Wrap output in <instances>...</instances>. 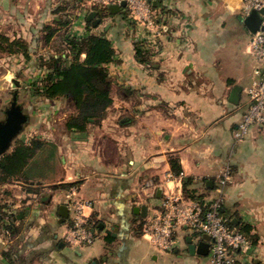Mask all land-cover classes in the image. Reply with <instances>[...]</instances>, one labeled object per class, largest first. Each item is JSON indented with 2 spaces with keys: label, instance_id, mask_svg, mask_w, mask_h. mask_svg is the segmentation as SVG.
Masks as SVG:
<instances>
[{
  "label": "crops",
  "instance_id": "obj_1",
  "mask_svg": "<svg viewBox=\"0 0 264 264\" xmlns=\"http://www.w3.org/2000/svg\"><path fill=\"white\" fill-rule=\"evenodd\" d=\"M28 1L39 8L32 19L20 14L26 17V30L19 36L30 34V40L59 16L54 13L58 5L73 2ZM122 9L101 18L84 0L76 10L72 32L104 33L115 48V60L108 65L113 104L103 118L75 130L66 126L77 111L72 100L41 98L57 106L34 110L38 120L30 127L37 137L53 143L55 152L35 158L34 192L16 179L0 186V203L11 205L18 227L11 237L4 230L8 220L0 219V264H75L71 257L68 260L71 249L82 257L81 248L87 245H73L64 238L73 215L67 199L70 188L75 189L74 198L92 203L84 213L99 222L97 237L106 254L102 264H137L143 254L140 244L146 241L140 231L143 219L159 210L167 195L184 187L205 201L220 198L223 215L234 228L248 227V245L238 253V264H264V126L251 127L244 141L235 138L247 107L245 89L256 66L251 32L240 19V0H159L160 24L154 27L134 21ZM91 11L101 19L97 26H88ZM228 18H236L240 31L249 36L252 61L245 74L218 72L211 32L214 26L223 28ZM138 49L146 52V61ZM35 65L33 61L27 80L40 74ZM235 88L241 90L237 104L231 100ZM63 100L69 102V110L59 106ZM173 162L182 170L183 181L173 173ZM224 170H229L231 180L221 187L217 178ZM62 205L69 210L64 222L59 215ZM142 206H147L145 217L135 211ZM190 237L201 240L180 228L176 248L166 252L145 243L157 251L154 261L159 252L174 261L206 264L207 257L190 254ZM9 250L13 261L5 255Z\"/></svg>",
  "mask_w": 264,
  "mask_h": 264
},
{
  "label": "trees",
  "instance_id": "obj_2",
  "mask_svg": "<svg viewBox=\"0 0 264 264\" xmlns=\"http://www.w3.org/2000/svg\"><path fill=\"white\" fill-rule=\"evenodd\" d=\"M83 1L73 0L72 3L64 1L54 9V13L59 16L44 24L41 29L42 41L51 51L37 60L26 38L0 32V53L9 56L22 55L29 65L36 61L35 66L40 74L27 80L33 96L48 100L65 98L74 102L77 111L67 118L66 126L68 129L75 130H84L90 119L103 118L113 104L108 65L115 60L116 56L111 40L104 33L89 31L85 35H77L72 32L76 10L81 7ZM92 7L99 12L101 18L112 14L109 6L92 5ZM153 8L155 22L160 24L156 13L157 3ZM123 9L129 15L127 8ZM90 25L91 22L88 23L89 27ZM137 53L142 55L144 61L147 60L145 51L138 49ZM54 148L53 143L39 137L17 139L13 148L0 160V186L16 179L28 184L26 188L28 192H34L32 187L36 184L34 160L37 156H45V154L48 157L53 156ZM181 172L182 170L173 162V173L179 175ZM68 186L73 184L66 185ZM183 190L187 197L202 200L186 187ZM14 218L16 219V215L12 214L11 205L0 203V219L8 220L4 230L11 237L18 233ZM98 223L95 217L88 218V225L97 235ZM228 224L234 228L230 221ZM244 228L248 227H238L237 230L248 237ZM11 252L9 250L5 252V255L13 261Z\"/></svg>",
  "mask_w": 264,
  "mask_h": 264
},
{
  "label": "built area",
  "instance_id": "obj_3",
  "mask_svg": "<svg viewBox=\"0 0 264 264\" xmlns=\"http://www.w3.org/2000/svg\"><path fill=\"white\" fill-rule=\"evenodd\" d=\"M126 2L129 16L148 26H157L155 10L158 0H88L91 5L110 6ZM221 1V0H220ZM240 10L244 16L253 11L260 13L261 23L255 33H251L250 51L256 66L252 83L245 89L247 107L236 131V140L244 141L254 125L264 126V0H240ZM175 175H170L174 178ZM184 180L183 172L177 176ZM176 178V177H175ZM231 180L229 170H224L217 178L222 187ZM11 182V181H10ZM75 189L70 188L67 199L72 210L71 224L66 230L65 240L73 245H89L97 234L88 225L84 213L90 201L74 198ZM222 212V200H197L187 197L184 191L167 195L161 208L145 217L141 223V236L158 251H172L177 246L176 235L180 228H186L198 238L210 236L209 254L206 264H238V253L248 245L247 237L231 228Z\"/></svg>",
  "mask_w": 264,
  "mask_h": 264
},
{
  "label": "rangeland",
  "instance_id": "obj_4",
  "mask_svg": "<svg viewBox=\"0 0 264 264\" xmlns=\"http://www.w3.org/2000/svg\"><path fill=\"white\" fill-rule=\"evenodd\" d=\"M37 4L35 1L29 2L28 0H0V32H5L11 36L24 35L26 29H24L23 22L26 17L22 18L23 16H20V14L26 13L32 19L31 15L36 13L39 8ZM227 21L223 28L217 29L214 26L211 32L212 40L215 43L214 50L217 54L216 60L219 62L218 72L222 75H236L237 71L240 74L243 71V74H245L252 61V57L247 51L249 36L247 33L240 31L236 18H228ZM30 22L28 21L29 24H31ZM33 35L35 38L30 40V34H26V39L30 42L34 50V58L37 60L46 53L48 47L43 43L40 32ZM31 72H33L32 66L27 63L22 55L9 56L0 53V120L5 118V109L10 106L15 95L18 103L23 106L24 111L29 115L24 130L16 140L23 137L29 139L39 136V133L36 134L30 127V123L38 120V115H34L33 111L57 106V103L46 102L45 104V101L33 96L27 81V76ZM59 106H62L65 110H69L71 107L66 100L61 101ZM144 243L140 244V249L142 248L141 250L145 255L141 254L142 257L139 258L140 262L137 264H186L185 259L174 261L172 257L162 255L159 252V259L154 261L152 256L157 251L152 250ZM73 250L71 249V252L67 251V254L68 260L71 257L70 261H74L75 264H102V260L106 258L103 244L98 237L94 244L81 248L82 257Z\"/></svg>",
  "mask_w": 264,
  "mask_h": 264
},
{
  "label": "water",
  "instance_id": "obj_5",
  "mask_svg": "<svg viewBox=\"0 0 264 264\" xmlns=\"http://www.w3.org/2000/svg\"><path fill=\"white\" fill-rule=\"evenodd\" d=\"M126 5V2L123 1L120 4H111L109 9L115 14L120 12L122 8H125ZM261 13H264V10ZM97 14L96 11H91L87 16V21L91 22L93 26H97L101 22V19L97 18ZM240 19L251 33H255L260 27L261 17L257 11H253L248 16H242ZM240 91V88H235L232 91L231 100L235 104L239 101ZM28 119L29 115L24 111L23 106L18 103L17 96L15 95L10 107L5 111V118L0 120V160L11 149L16 138L22 133ZM135 211L145 217L147 215V206L137 207ZM59 215L61 216V222H64L69 217V210L66 205L60 207ZM19 217H21V214ZM100 227L102 228L104 225L101 224ZM107 233H111V230H107ZM188 242L190 254H197L204 257L208 256L210 236L203 235L199 242H194L190 237Z\"/></svg>",
  "mask_w": 264,
  "mask_h": 264
},
{
  "label": "flooded vegetation",
  "instance_id": "obj_6",
  "mask_svg": "<svg viewBox=\"0 0 264 264\" xmlns=\"http://www.w3.org/2000/svg\"><path fill=\"white\" fill-rule=\"evenodd\" d=\"M10 105H11V103H10ZM9 107H10V106H8L7 108H9ZM7 108H6V109H7ZM6 109H5V111H6Z\"/></svg>",
  "mask_w": 264,
  "mask_h": 264
}]
</instances>
